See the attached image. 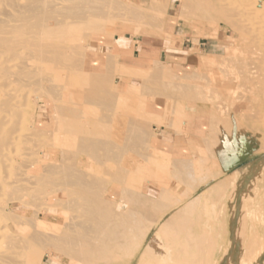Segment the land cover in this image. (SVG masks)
<instances>
[{"label": "rangeland", "instance_id": "374dc122", "mask_svg": "<svg viewBox=\"0 0 264 264\" xmlns=\"http://www.w3.org/2000/svg\"><path fill=\"white\" fill-rule=\"evenodd\" d=\"M130 1L135 3L136 1L137 3L139 2V0ZM248 1L264 7V0ZM102 2L104 4L106 1L102 0L100 5H102ZM108 2L111 3L108 5L106 2L103 7H101L104 8L103 10L104 12L106 11V14H113L117 11L121 0H114V2L109 0ZM149 2L150 0H141V3L136 7L135 11L139 16L137 22L129 21L130 23H128L114 21L112 29L109 32L110 34L94 33L89 26L87 27L86 34L82 37V40L86 43V54L96 55L104 54L106 48L112 47L119 39L118 41L120 44L130 45L131 49L119 50L114 48L115 50L113 49V51H111L113 59L118 64L124 65L129 61L128 56L134 55L130 58L131 60L137 62L141 66H149L150 68L152 66L159 71L160 76L158 78H152L147 74L148 79L145 77L146 74L144 76L143 73H133L124 76L106 73L108 76L104 74V77L105 75L107 76L105 77V80L109 83V86H105V88L103 87L104 89L102 88V92L100 91V93H102L104 98L97 104L95 102H89L83 97L82 92L85 93L87 89L90 90L91 88V85L84 82L81 78L89 72L84 67H81V72L64 70L52 73L55 80L50 85L43 83L40 88L33 86L25 87L20 90L21 92H19V94H22L20 100L21 105H19L17 109H22V111L16 109L18 111V116L9 117V119L7 118L8 121L5 119L3 123L5 124L4 126L2 124L0 125V130L2 129L0 131V138L5 135V141L0 142V153H2L0 155V169L2 171H0V209L3 207V212H0L6 216H1L0 213V218L3 230H7L4 235H10L11 237V235L15 236V233H17L16 236L19 235L18 237L22 239L25 238V236H32L31 234H34V230L36 229V232L40 233H35L37 238H39V242H44L47 238H51L52 236L57 237L58 235L63 243L58 242L59 245L61 244L60 250L63 251V253L59 249L56 250L54 248L57 247V243L53 246H44V249L46 250L43 251L42 262H40V264H74L76 262V264H87L84 256L80 255L82 257H79V255H75L78 256L75 257L74 255H70L66 251L67 249L62 248L64 245L65 247L68 246V242H65L63 239L79 236L82 229L90 225L94 220L103 222V216L94 211H91V213L84 210L82 211V208L78 206L74 207L73 203L79 196L78 191L76 190H78V188L79 191L82 189L84 190V188L85 190L90 189V191L88 190L87 192H91L97 199L114 197L119 205L118 210H125L127 207V200L125 199H127L126 197L129 194L127 193L125 196L124 194L126 193L122 192V190H115L117 182L124 180L122 185L126 186L127 189L135 191L137 196H140L138 197L140 198L139 200L144 201L147 199L146 201H151V198L157 196L160 187L164 188V186L168 190V198L163 201L164 203L161 204L162 206L160 205L162 208H160V206H157L156 208V205H150L151 207L148 206V208L155 213V215L153 214V217L141 216L139 218V220L142 221V224H140L142 228H138L139 231H142L143 229V236H149L146 243L139 241L135 244V242L132 241L134 238L132 240L131 238L138 234L136 232L134 233L133 230V232H129L126 228H119L122 232L125 231V233L123 232L126 237H124V239H129V242H133V244L130 245L128 242L129 244H125L121 246V248L119 247V249L117 247L116 249L119 251H113L115 252L114 255H116L115 258L106 264H217V261L214 259L217 252L219 254L222 253L224 256H228L227 264H263L264 89L262 88L263 84L261 83L264 79V55L263 57L258 58L257 52L262 51L264 53V36H257L256 34L251 36L248 33H241V31H238L239 29L234 22L223 17L224 14H211L207 15L210 18L207 16L204 18H197L188 15L183 17L178 13L179 19L174 20V22H172L173 20L165 21L167 19H172L171 16L175 14V10L180 9L181 2L179 0L161 1V6L169 3V7L164 14L165 18L157 23L152 19L153 11ZM1 5L0 11L4 8L3 4ZM131 5L132 4L127 3L126 6L132 8ZM105 6H108L107 8L109 10H106ZM252 22L257 23L258 25H264V14H260L258 18L254 17ZM136 23H138V25H136ZM160 27H162L163 30L160 29ZM236 28L238 30H236ZM185 39H189L190 42L195 44L193 50L196 51L195 54L199 58L196 67H192L188 70L184 67H180L177 64V60L175 61L172 57V54L176 52V49L180 48L181 43ZM199 43L200 47H198ZM144 45L148 46L145 47ZM163 47H165L163 54L160 55V51ZM131 50H133V55ZM144 50L148 51V53L142 54V51ZM254 50L256 52H254ZM128 68L137 69L138 67L136 68L135 66L128 65ZM167 74L173 75L169 77L174 80H171V78L169 79ZM253 74L256 76H253ZM62 76L64 78H62ZM213 76L215 78H213ZM224 76L226 78H224ZM175 82L178 83L177 86H173ZM258 82H261V85ZM175 86L179 88L177 89ZM123 87L124 90L128 92L127 96L131 98V100L128 99L125 94L122 95V98L116 97L117 95H115V92L122 91ZM79 88H81V91ZM146 91L147 93H144ZM240 91L245 94H241ZM138 92L140 95L137 94ZM249 92L250 94H248ZM50 94L53 95V97ZM110 94H113L114 96L111 97ZM56 96L57 99H55ZM133 96L135 98H133ZM50 98L55 99V101ZM110 99L112 100L110 101ZM133 101L135 103H133ZM109 103L110 105H108ZM73 104H75V106ZM60 105L64 106L66 110ZM69 106L71 111L74 110L73 112L76 114L79 113L80 115H77L80 117L77 115H68V111L70 110ZM58 107H60L59 111L61 113L63 112L62 114L67 113V116L64 115L66 116V119L63 115L60 116V112H57ZM79 107H81V111L79 110ZM83 107L85 112H82V110H84ZM136 108L139 110L142 109L141 112L143 113L140 112L141 114H137L136 112L138 110H136ZM110 109H112V111ZM103 111L106 112L104 113ZM125 111H128V113L126 112L127 114H125ZM131 111L133 112L132 115ZM81 112L83 113L82 115ZM110 112H112V114ZM84 115L86 117H92L85 118ZM106 115L109 116L104 117ZM129 115L134 117L132 118ZM137 115L138 119H140H137L136 121L135 119L137 118ZM13 118L17 122H15V120L13 121ZM97 119H99L98 124H96ZM126 120L129 121L126 123ZM141 120H143L142 123ZM191 120H195L205 129V135L203 139H199L198 144L200 147H191L192 160L180 165L177 161L171 159L168 154L163 153L161 149H158L155 146V143L152 140L154 133L153 128L164 126L173 130L176 135L180 133L183 134L187 122ZM10 122L14 124H10ZM132 122L134 124L133 126L130 125ZM74 124L83 125L84 128L86 127L85 131L70 129L71 125ZM104 125H106V128ZM129 125L131 127L135 126L134 129L136 131H134L133 128L132 131ZM5 126L8 127L5 128ZM95 128H97L98 132V135L96 133L97 138L99 137V139L102 140L103 137L101 134L103 136L107 134L106 136H108V140L106 141L118 142L120 147L115 145H113L112 148L109 147L112 149L110 152L111 155L109 153V148L108 150L98 148L100 150L96 149L97 151L93 153L90 148H85V151H82L86 153H82L79 148L77 149V144L75 146V143H77L78 140L76 139L77 136L79 137L81 134H87L86 132L91 134ZM128 128H130V130ZM60 130H62V133ZM99 131H101V133ZM130 131L132 132V136ZM123 136H126L129 140L131 136L132 141H125L126 138ZM9 140H11L12 143ZM103 140H105V137ZM132 142H135V145L137 144L136 148ZM52 143H54V145ZM127 144L129 145L127 146ZM23 145L24 148H26L25 150L22 148ZM138 145L141 146L139 147ZM125 147L127 149H125ZM60 150L61 152H59ZM75 150H77V152ZM137 153L139 155H137ZM51 154H55V160H59L61 163H58L59 165L51 172H47L46 169L50 162L49 155ZM69 154L71 157H69ZM113 154L116 156V159L115 156H112ZM93 155L95 158L100 156L99 160L101 159V156H103L100 160L101 162L97 158L96 160H98L99 163H96L97 161L92 157ZM120 155L122 156L121 158ZM112 157L113 159L111 160ZM114 162L119 165L118 168H116L118 165ZM222 164L226 169L221 168ZM58 167L61 168L63 173L59 171ZM136 167L138 172L140 171L139 173L137 172ZM105 170L109 173L108 175ZM225 170L230 172L225 176L226 180L223 181L220 177ZM149 171H151V174H148ZM38 172H40V175L37 174ZM78 173L84 175L78 176ZM110 174H113V176ZM102 175L106 176V178L104 179ZM90 176L94 177L92 178ZM96 176L100 178L98 179ZM114 176H118L119 178L122 176L123 178L119 179ZM82 177L85 182H92V185L89 183L90 185L87 188V186H81L80 183H74L75 179H82ZM110 177L113 180H110ZM67 178L70 180L67 181ZM96 181L99 182L97 183ZM27 182L29 184H27ZM67 182L70 183L68 184ZM16 183L19 184L18 187H21V185L23 187L18 188ZM100 183H102V185ZM12 184L13 186H11ZM41 184L43 186H41ZM96 184H98V186ZM24 185L25 187L28 186L26 189L30 190H23V188H25ZM79 186L82 187V189ZM42 187L43 189H40ZM13 188L14 190H12ZM15 188L18 191L15 190ZM98 188L100 189L98 190ZM35 189H39V191H36ZM95 189L98 190V192H101L98 193ZM32 191L34 192L31 193ZM63 192H67V196H64ZM121 192L123 194H120ZM119 194L123 196H120ZM197 194H217L223 197V199L226 200L225 203L228 204V211H215V202L213 204H210L209 202L201 203L199 201L200 197L197 198L198 200L196 199ZM40 195L42 197H40ZM119 197L125 198L121 201L120 199L118 200ZM38 198L45 200L42 202ZM72 198L74 200H71ZM65 201L67 202V206L66 204L64 205ZM107 206L110 205L107 204ZM133 207H135V210L140 211V207ZM153 207H155V210ZM112 208L114 209V207ZM55 210H57V212ZM111 212L112 211H109V214ZM225 213L231 214L232 216L228 218L223 217L222 215ZM95 214H98V216L101 217V220L99 219L100 217H96ZM11 215L14 217H7ZM89 215L92 221L89 220L90 218H86ZM92 216H94V218H92ZM108 217L109 219H107V216L103 217L105 219V222L103 223H108V225L101 223V225L98 226L99 228H97L99 231L96 229L97 231H93L94 233L92 231V233H87L88 237L89 235H94L92 238H95V236L96 238L112 237L111 228L113 223L118 219H113L110 215ZM126 218L128 220L135 219L134 217L131 218V216ZM141 218H145V220L143 221ZM35 220L36 223H34ZM17 221L22 222V224L19 225L20 222L18 223ZM26 221H29L28 223L30 224ZM110 221L112 223H110ZM37 222L42 224L39 225ZM66 222L68 225H66ZM79 222L80 224H78ZM34 225H36L37 228ZM102 225H106V229ZM66 226L72 228L68 229ZM148 226H150V228ZM102 227H104V229ZM102 229L104 231L106 230L107 235ZM3 230L1 231V236L4 233ZM39 230L43 233L39 232ZM71 230H74L75 232L73 231L72 233ZM107 230H109V232H107ZM64 231L66 232L65 235L68 237L64 235ZM178 231H181V234ZM98 232H101L102 234L100 235ZM41 233L47 235V237L45 235L46 239ZM53 233H57V235H54ZM74 233L76 234L74 235ZM175 233L177 234V238H174L176 236ZM179 238L181 240H179ZM7 239H9V237H7ZM7 239L4 237L3 241L7 242ZM191 239L192 242L188 241ZM113 243L114 242L111 239L109 244ZM35 244H33V246H35ZM70 245L72 244L70 243ZM126 246L129 249H127ZM129 246H131V248ZM132 247L134 249H132ZM147 248H151V251L148 255L143 256V252L148 250ZM217 248L219 249L217 250ZM68 258H70V260ZM80 258L84 262H82ZM30 259L32 261L31 264H36L37 258L30 257ZM86 261L88 260L86 259Z\"/></svg>", "mask_w": 264, "mask_h": 264}, {"label": "bare ground", "instance_id": "6f19581e", "mask_svg": "<svg viewBox=\"0 0 264 264\" xmlns=\"http://www.w3.org/2000/svg\"><path fill=\"white\" fill-rule=\"evenodd\" d=\"M102 0H0V5L3 4V9L0 11V125L2 124L3 126L5 124L4 121L5 119L7 120V118L9 119V117H12V116H18V111H22V109H17V107L19 105H21V96L22 94H19V92H21L20 90H22L23 88L25 87H33V86H37V87H42V84H46V85H50L54 80L55 78L52 76V73H56V72H59V71H64V70H71L73 72H81V67H84L86 68L89 72H87L85 74V76L81 77L82 80L86 83H89L91 86L90 90L87 89V91L85 93L82 92L83 94V97H85V99H87L89 102H95L96 104L98 102H101L102 99L104 98V96L102 95V93H100V91L102 90V88L105 86H109V83H107V81L105 80V77H107L108 75L106 73H111L112 75L114 74H118L119 76H124V75H131L133 73L135 74H138V73H143V75L147 77L149 74L152 78H158L160 76V72L157 71L156 69H154L152 66L151 68L149 66H141L139 65L137 62L131 60L130 58L133 57V56H128V59L129 61L126 62L124 65L122 64H118L112 57L111 55V51H113V49H111V47H108L106 48V52L104 54H96V55H93V54H86L85 50V46H86V43L82 40V37L86 34V31H87V27L90 26V29L92 32L94 33H106V34H110V30L112 29V25L114 24V21H121V22H128L130 23L129 21H138L139 19V16L137 14V12L135 11L136 7H138V4L141 3V0H139V2L136 3L135 2H132L130 0H121L120 4H119V7L117 8V11L113 14L111 13H107L106 14V11L104 12V8L103 5L106 3L109 5V3L111 2H108L109 0H103V1H106L104 4L102 2V5H100ZM114 2V0H111ZM162 0H150V6L152 8V11H153V21L159 23L160 21L163 20L164 17V14L167 12V9L169 7V3L165 4L164 6H161V2ZM181 2V7L180 9H177L175 10V14L172 17V19H167L165 21H170V20H173L172 22H174V20H177L179 19V16H178V13L179 15H182L183 17L188 15V16H194V17H197V18H201V17H205L207 15H211V14H224L223 17H225L226 19H230L232 22H234V24L237 25L238 29L236 28V30L238 31H241V33H248L249 35L251 36H254V34H256L257 36H264V25H258L257 23H254L252 22L254 17L255 18H258L260 14H264V7L263 6H260V5H256L252 2H249L248 0H179ZM95 3V4H93ZM98 3V5H97ZM126 3V4H125ZM127 3L129 4H132L131 7L132 8H128L126 5ZM179 3V2H178ZM2 6V5H1ZM102 6V7H101ZM106 7V6H105ZM108 7V6H107ZM106 7V10H109L108 8ZM114 8V7H113ZM169 16V15H168ZM187 16V17H188ZM209 17V16H207ZM210 18V17H209ZM212 18V17H211ZM206 20V18H205ZM135 25V23H134ZM136 25H138V23H136ZM137 29V28H136ZM160 29H162V27H160ZM163 30V29H162ZM137 31V30H136ZM89 33V32H88ZM147 42V41H146ZM150 43V42H149ZM148 43V44H149ZM115 50V49H114ZM253 51V50H252ZM254 52H256L254 50ZM143 53H148V51H142V54ZM252 55V54H251ZM257 55H258V58L259 57H263L264 53L262 51H258L257 52ZM116 56V55H115ZM253 56V55H252ZM118 57V56H117ZM157 63V61H156ZM128 65H132V66H135L137 69L133 68H128ZM152 65V64H151ZM155 66V65H154ZM149 67V68H148ZM159 68V67H158ZM162 69V68H161ZM104 73H102V72ZM246 71V70H245ZM248 71V70H247ZM258 71V70H257ZM260 71H263V70H260ZM162 72V71H161ZM64 73V72H63ZM169 73V72H168ZM223 73V72H222ZM229 73V72H228ZM262 73V72H261ZM66 74V73H65ZM68 74V73H67ZM104 74L105 77H104ZM217 74V73H216ZM226 74V73H225ZM247 74V73H246ZM264 74V73H263ZM61 75V74H60ZM64 75V74H62ZM70 75V74H69ZM142 75V76H143ZM168 75V74H167ZM166 75V77H167ZM219 75V74H218ZM252 75V74H251ZM255 74H253L254 76ZM94 76V77H93ZM149 76V77H150ZM169 76H173V75H168ZM228 76V75H226ZM245 76V75H244ZM256 76V75H255ZM264 76V75H263ZM66 77V76H65ZM71 77V76H70ZM165 77V78H166ZM217 77V76H216ZM235 77V75H234ZM62 78H64L62 76ZM148 78V77H147ZM150 78V79H152ZM171 77H169L170 79ZM213 78H215L213 76ZM219 78V77H217ZM224 78H226L224 76ZM236 78V77H235ZM240 78V77H239ZM258 78V77H257ZM263 78V77H262ZM69 79V77H68ZM149 79V78H148ZM161 79V78H160ZM168 79V80H169ZM173 78H171L172 80ZM255 79V78H254ZM260 79V78H259ZM108 80V79H107ZM166 80V79H165ZM174 80V79H173ZM177 80V79H176ZM233 80V79H232ZM237 80V79H236ZM251 80V79H250ZM68 81V80H67ZM70 81V80H69ZM109 81V80H108ZM167 81V80H166ZM234 81V80H233ZM111 82V81H110ZM169 82V81H168ZM181 82V81H180ZM262 82V81H261ZM261 82H258L259 84ZM67 83V82H66ZM160 83V82H159ZM69 84V82H68ZM178 83L175 82L174 85L177 86ZM180 84V83H179ZM257 84V83H256ZM263 84L262 85V88L264 89V79H263V82L261 83ZM260 84V85H261ZM128 85V84H127ZM126 85V86H127ZM166 85V84H165ZM183 85V84H182ZM44 86V85H43ZM161 86V85H160ZM175 86V87H176ZM181 86V85H180ZM52 87V85H51ZM73 87V86H72ZM76 87V86H75ZM85 87V86H84ZM83 87V88H84ZM113 87V86H111ZM145 87V86H144ZM150 87V86H149ZM172 87V86H171ZM183 87V86H182ZM36 88V87H35ZM61 88V87H60ZM74 88V87H73ZM82 88V87H81ZM81 88L80 91H81ZM88 88V87H86ZM103 88V89H104ZM177 88V87H176ZM179 88V87H178ZM177 88V89H178ZM181 88V87H180ZM254 88V87H253ZM44 89V88H43ZM62 89V88H61ZM78 89V88H77ZM107 89V88H106ZM143 89V88H142ZM150 89V88H148ZM161 89V88H160ZM165 89V88H164ZM258 89V88H257ZM35 90V89H34ZM39 90V89H38ZM42 90V89H40ZM45 90V89H44ZM74 90V89H73ZM144 90V89H143ZM176 90V89H175ZM259 90V89H258ZM262 90V89H261ZM37 91V90H36ZM83 91V90H82ZM85 91V90H84ZM178 91V90H177ZM245 91V90H244ZM35 92V91H34ZM77 92V91H75ZM102 92V91H101ZM169 92V91H168ZM227 92V91H226ZM241 94H243L242 91H240ZM38 93V92H37ZM44 93V91H43ZM47 93V91H46ZM49 93V92H48ZM141 93V92H140ZM144 93H147L144 92ZM170 93V92H169ZM39 94V93H38ZM126 95L128 94V92H126L124 90V87L122 88V91L120 92H115V95H117L116 97H121L122 98V95ZM139 94V92L137 93ZM167 94V93H166ZM233 94V93H232ZM245 94V93H244ZM243 94V95H244ZM250 94V92L248 93ZM263 94H264V91H263ZM51 95V94H50ZM140 95V94H139ZM36 96V95H35ZM53 97V95H51ZM50 96V97H51ZM54 96H55V93H54ZM70 96V95H69ZM111 97H113L114 95L113 94H110ZM132 96V95H131ZM135 96V95H134ZM133 96V98H135ZM252 96V95H251ZM110 97V98H111ZM125 97V96H124ZM128 97V96H127ZM234 97V96H233ZM52 99L53 101H55V99H57V96L55 97V99L53 98H50ZM59 99V97H58ZM125 99V98H124ZM128 99L131 100V98L128 97ZM127 99V100H128ZM29 100V99H28ZM112 99H110L111 101ZM237 100V99H236ZM235 100V101H236ZM52 101V102H53ZM58 101V100H57ZM109 101V102H110ZM119 101V100H118ZM122 101V100H120ZM126 101V100H124ZM24 102V101H23ZM87 102V101H86ZM88 102V104H89ZM56 103V102H55ZM58 103V102H57ZM133 103H135L133 101ZM132 103V104H133ZM54 104V103H53ZM59 104V103H58ZM66 104V103H65ZM87 104V103H86ZM123 104V103H122ZM56 105V104H55ZM75 106V104H73ZM79 105V104H78ZM110 105V103L108 104ZM117 105V103H116ZM128 105V104H127ZM61 107H64L62 105H60ZM77 106V105H76ZM83 106V105H81ZM87 106V105H86ZM88 106H91V105H88ZM122 106V105H121ZM131 106V105H130ZM133 106V105H132ZM21 107V106H20ZM68 107V106H67ZM104 107V106H103ZM119 107V106H118ZM124 107V105H123ZM136 107V106H134ZM138 107V105H137ZM59 108H57V112H60L59 111ZM75 108V107H74ZM81 107H79V110H80ZM95 108V107H93ZM126 108V107H125ZM124 108V109H125ZM18 111H17V110ZM63 109L66 110V108L64 107ZM69 114L68 115H71V116H75L79 113H75L73 111H71V108L69 106ZM84 109V107H83ZM90 109V108H89ZM92 109V108H91ZM97 109V108H95ZM261 109V108H260ZM259 109V110H260ZM62 110V109H61ZM76 110V109H75ZM94 110V109H92ZM106 110V108H105ZM108 110V109H107ZM112 111V109H110ZM116 110V109H115ZM120 110V109H119ZM138 110L136 112L137 114H139L141 110L137 109ZM258 110V111H259ZM78 111V110H77ZM81 111V110H80ZM85 112V109L82 110V112ZM87 111V110H86ZM124 111V110H123ZM81 112V115L83 114ZM97 112V110H96ZM104 113L106 111H103ZM119 112V111H118ZM128 111H125V114H127ZM21 113V112H20ZM61 113V112H60ZM63 113V112H62ZM60 114L63 115V117H65L66 119V114ZM108 113V112H107ZM112 114V112H110ZM132 111H131V115H132ZM135 113V115H136ZM143 113V112H141ZM140 113V114H141ZM54 114V113H53ZM87 114V113H86ZM94 114V112H93ZM116 114H119V113H116ZM66 115V116H64ZM80 115V114H79ZM77 115V116H79ZM96 115V114H95ZM124 115V114H123ZM129 115V116H131ZM134 115V114H133ZM134 115V116H135ZM143 115V114H142ZM21 116V115H20ZM19 116V117H20ZM56 116V114H55ZM59 116V117H60ZM85 116V115H84ZM89 116V114H88ZM94 116V115H93ZM109 115H106L104 117H107ZM126 116V115H125ZM128 116V115H127ZM133 116V117H134ZM57 117V116H56ZM80 117V116H79ZM92 116L90 117H86L85 118H91ZM101 117V115H100ZM112 117V115H111ZM132 117V116H131ZM132 117V118H133ZM15 118V117H14ZM13 118V121L16 119ZM70 118V117H69ZM77 118V117H76ZM82 118V117H81ZM98 118V117H97ZM20 119V118H19ZM73 119V118H72ZM95 119V118H94ZM100 119V118H99ZM99 119H97L96 121V124H98L99 122ZM107 119V118H105ZM112 119V118H110ZM128 119V118H127ZM138 119V115H137V118L135 119L137 121ZM140 119V118H139ZM138 119V120H139ZM12 120V119H11ZM10 120V121H11ZM55 120V119H54ZM58 120V118H57ZM62 120V118H61ZM8 121V120H7ZM101 121V119H100ZM127 121L129 120H126V123ZM131 121V120H130ZM12 122V121H11ZM10 124H14V123H11ZM15 122H17L15 120ZM64 122V121H63ZM61 122V123H63ZM143 122V120H141V123ZM19 123V122H18ZM129 123V122H128ZM83 124V123H81ZM85 124V123H84ZM106 124V123H105ZM59 125V124H58ZM61 125V124H60ZM131 126H133V122L132 124L130 123ZM129 125V126H130ZM139 125V123H138ZM15 126V125H14ZM62 126V125H61ZM99 126V125H98ZM106 125H104L105 127ZM126 126V125H125ZM130 128L134 129V127H131ZM141 126V124H140ZM2 127V126H1ZM8 127V126H5V128ZM11 127V126H10ZM16 127V126H15ZM94 127V126H93ZM101 127V126H100ZM13 128V126H12ZM18 128V126H17ZM86 128V127H85ZM85 128L83 125H71L70 129H73V130H77V131H85ZM106 128V127H105ZM130 128H128L130 130ZM14 129V128H13ZM58 129V128H57ZM69 129V130H70ZM103 129V128H101ZM132 129V131H133ZM142 129V128H141ZM140 129V130H141ZM2 130V129H1ZM0 130V131H1ZM5 130V129H4ZM10 130V129H9ZM55 130V129H54ZM53 130V131H54ZM72 130V131H73ZM138 130V128H137ZM18 131V129H17ZM61 133H62V130H60ZM103 131V130H102ZM134 131H136L134 129ZM143 131V130H142ZM34 132V131H33ZM36 132V131H35ZM58 132V131H56ZM71 132V131H70ZM101 133V131H99ZM138 132V131H137ZM140 132V131H139ZM144 132V131H143ZM4 133V132H3ZM39 133V132H38ZM47 133V132H46ZM45 133V134H46ZM72 133V132H71ZM70 133V134H71ZM77 133V132H76ZM87 134H81L79 137L77 136L76 139L77 140V143H75V146L77 144V149L79 148L80 151L84 150L85 151V148H90L93 152L97 151L96 149L98 148H103V149H107L109 147H113V145L115 146H118L120 147V145H118V142H115V141H106L108 140V136L106 135H102L101 136L104 138L105 137V140H102L99 139V137L97 138L96 136L98 135V132H97V128H95V130H93V132L91 134H89V132H86ZM97 133V135H96ZM105 133V132H104ZM131 133V136H132V132L130 131ZM136 133V132H135ZM145 133V132H144ZM5 134V133H4ZM42 134V132H41ZM49 134V133H48ZM69 134V132H68ZM139 134V133H138ZM32 135V134H31ZM36 135V134H35ZM40 135V134H39ZM145 135V134H144ZM23 136V135H22ZM25 136V135H24ZM75 136V135H74ZM131 136H130V140H131ZM136 136V135H135ZM141 136V134H140ZM27 137V136H26ZM29 137V136H28ZM36 137V136H34ZM57 137V136H56ZM124 137V136H123ZM134 137V136H133ZM137 137V136H136ZM10 138L12 139V137L10 136ZM107 138V139H106ZM126 138V136L124 137ZM144 138V136H143ZM71 139V137H70ZM75 139V138H73ZM139 139V137H138ZM141 139V138H140ZM145 139V138H144ZM128 141L129 139H125V141ZM129 140V141H130ZM5 141V135L1 138H0V142H3ZM11 141V140H9ZM23 141V140H22ZM35 141V140H33ZM57 141V140H56ZM55 141V142H56ZM132 141V140H131ZM134 141V139H133ZM26 142V141H25ZM40 142V140H39ZM70 142V141H69ZM68 142V143H69ZM76 142V141H75ZM136 142V141H135ZM134 142V143H135ZM12 143V141H11ZM30 143V142H29ZM28 143V144H29ZM35 143V142H34ZM41 143V142H40ZM124 143V142H123ZM133 143V142H132ZM133 143V144H134ZM54 145V143H52ZM56 144V143H55ZM1 145V144H0ZM129 144H127L128 146ZM135 145V144H134ZM137 145V144H136ZM136 145L134 146L136 148ZM11 146V145H10ZM114 146V147H115ZM126 146V145H125ZM139 147L141 145H138ZM143 146V145H142ZM34 147V145H33ZM37 147V146H36ZM24 148V145L23 147ZM116 148V147H115ZM26 148H24L25 150ZM76 149V148H75ZM124 149V148H123ZM125 149H127L125 147ZM139 149V148H138ZM5 150V149H4ZM71 150V149H70ZM70 150H67V151H70ZM100 150V149H98ZM34 151V150H33ZM36 151V150H35ZM73 151V150H72ZM71 151V153H72ZM77 152V150H75ZM74 151V153H75ZM79 151V152H80ZM82 151V153H86ZM106 151V150H105ZM112 151V149L109 148V153ZM120 151V150H119ZM124 151V150H123ZM128 151V150H126ZM38 152V151H37ZM61 152V150L59 151ZM116 152V151H114ZM25 153V152H24ZM70 153V154H71ZM73 153V154H74ZM81 153V152H80ZM91 153V154H92ZM108 153V152H107ZM123 153V152H121ZM2 153H0L1 155ZM9 154V153H8ZM60 154V153H59ZM69 154V155H70ZM97 154V153H96ZM117 154H120V153H117ZM116 154V155H117ZM26 155V154H25ZM78 155V153H77ZM89 155V154H88ZM100 155V154H98ZM111 155V153H110ZM123 155V154H122ZM137 155H139L137 153ZM56 155L54 154H51L49 155V165L46 169L47 172H51L55 167H57L61 162L59 160H55V157ZM112 156H115L114 154ZM1 157V156H0ZM4 157V156H2ZM71 157V155L69 156ZM73 157V155H72ZM89 157V156H88ZM94 157V155L92 156ZM100 157V156H99ZM99 157H94L95 160L98 158L99 160ZM103 156H101V159H102ZM119 157V156H118ZM122 156L120 155V158ZM9 158V157H8ZM90 158H91V155H90ZM93 159V158H92ZM100 159V160H101ZM105 159V158H104ZM113 159V157L111 158V160ZM115 159H116V156H115ZM29 160V159H28ZM96 160L94 162L96 163H99V161ZM5 161V160H3ZM7 161V160H6ZM48 161V160H47ZM75 161V160H74ZM104 161V160H103ZM117 161V160H116ZM101 162V161H100ZM119 162H120V159H119ZM59 163V164H58ZM75 163V162H74ZM116 163V162H114ZM179 164V163H178ZM4 165V163H3ZM7 165V164H5ZM62 165V164H61ZM102 165V163H101ZM116 165H118L116 163ZM115 165V166H116ZM146 165V164H145ZM175 165V164H173ZM172 165V166H173ZM6 167V166H5ZM61 167V166H60ZM67 167V166H66ZM111 167V166H110ZM119 165L116 167L118 168ZM59 168V167H58ZM64 168V167H63ZM69 168V167H67ZM73 168V166H72ZM115 168V170L117 171V169ZM177 168V167H176ZM4 169V167H3ZM6 169V168H5ZM114 169V168H113ZM44 170V169H43ZM68 170V169H67ZM120 170V169H119ZM136 170L138 172V169L136 167ZM140 170V169H139ZM172 170V169H171ZM1 171V169H0ZM59 171L62 172L61 168H59ZM58 171V172H59ZM66 171V170H65ZM69 171V170H68ZM106 171V170H105ZM179 171V170H178ZM2 172V171H1ZM56 172V170H55ZM70 172V171H69ZM115 172V171H114ZM140 172V171H139ZM138 172V173H139ZM148 172V171H147ZM151 171H149L148 174H151L150 173ZM173 172H174V169H173ZM177 172V170H176ZM4 173V172H3ZM57 173V172H56ZM63 173V172H62ZM107 173V171H106ZM120 173V172H119ZM119 173H117L118 175H120ZM38 175H40V172L37 173ZM109 173H107L108 175ZM125 174V173H124ZM123 174V175H124ZM69 175V174H68ZM79 175H82V174H79L78 173V176ZM84 175V174H83ZM82 175V176H83ZM92 175V174H91ZM111 175V174H110ZM165 175V174H164ZM2 176V174H1ZM24 176V175H23ZM36 176V175H34ZM64 176V174H63ZM62 176V178H63ZM66 176V174H65ZM70 176V175H69ZM72 176V175H71ZM103 176V175H102ZM101 176V177H102ZM113 176V174L111 175ZM142 176V175H141ZM149 176V175H148ZM151 176V175H150ZM171 176V175H170ZM177 176V175H176ZM186 176V174H185ZM26 177V176H25ZM39 177V176H38ZM67 177V176H66ZM74 177V176H73ZM92 177V176H90ZM89 177V178H90ZM94 177V176H93ZM92 177V178H93ZM97 177V176H96ZM104 179L106 178V176H103ZM116 177V176H114ZM118 177V176H117ZM116 177V178H117ZM125 177V176H124ZM168 177V176H167ZM2 178V177H1ZM24 178V177H23ZM37 178V177H36ZM60 178V177H59ZM61 178V179H62ZM98 179L100 177H97ZM96 178V179H97ZM115 178V179H116ZM119 178V177H118ZM123 178L122 176L119 178L121 179ZM126 179H128L127 177H125ZM152 178V176H151ZM150 178V179H151ZM174 178V177H173ZM45 179V178H44ZM73 179V178H72ZM71 179V180H72ZM114 179V180H115ZM6 180V179H5ZM8 180V179H7ZM24 180V179H23ZM27 180V179H26ZM29 180V178H28ZM27 180V181H28ZM39 180V179H38ZM66 180V179H65ZM70 180L67 178V181ZM93 180V179H92ZM110 180H113L111 179L110 177ZM166 180V179H165ZM22 181V180H21ZM25 181V180H24ZM34 181V180H33ZM55 181V180H53ZM76 184L80 183L81 186L84 185V187L87 186V188L89 187V185L92 183L88 182L87 181L85 182V180H83V177L82 179L81 178H77L74 180ZM101 181V180H99ZM99 181H96L97 183ZM124 181V180H123ZM123 181H119L117 182V186L115 187V190L118 191V190H122V192L126 193L124 194L125 196L127 195V193L129 195H127V207L125 210H118V207L119 205L117 204V201L114 199V197H110L107 199H102V198H95L96 196L95 195H92L91 192H87L88 190L90 191V189H86L84 188V190L82 189V187H80L81 191H79V188L78 190V197H77V200L74 201V207L75 206H78V207H81L82 208V211H88L91 213V211H94V212H97L98 214H100L101 216L105 217L107 216V219H109V215L111 218L113 219H118L115 223H113L112 225V237L108 236L109 237H102V238H92L94 237L89 235L88 237V234L87 233H90L91 231L93 232H96L99 228L98 226L101 225V223L105 222L104 218L102 217L103 219V222L99 221H96L94 220L90 225L84 227V229H82L81 233L79 234V236H75V237H68L65 235V231H64V235L68 238H65L63 240H65V242L67 241L68 243V246L65 247H62L63 249H67L66 251L70 254V255H79V257H82L84 256V258H86L88 261H86L85 259V262H87V264H106L108 262H110L111 260H113L115 258L116 255L115 252H113L114 250L116 252L117 251V247L119 249V247L121 248V246L125 245V244H129L130 240L129 239H124V233L125 231H121L119 228H126L128 229L129 232H133L134 233L136 232L138 235L135 236V237H132L131 240L135 242H139V241H142V239L144 238L143 236V229L142 231L139 229H141V225L142 224L139 220V218L141 216H145V217H153L155 215V213H153V211L151 209L148 208L151 207L150 205H156L155 207L157 208V206H160L161 204H163L164 200L167 197V194H168V190L165 188H162L160 187L159 191H158V194L155 198H151V201H146V200H139L140 196H137L136 192L133 191V190H130V189H127L126 186L122 185L123 184ZM7 182V181H6ZM12 182V181H11ZM14 182V181H13ZM32 182V180H31ZM38 182V181H37ZM64 182V180H63ZM72 182V181H71ZM95 182V183H96ZM108 182V180H107ZM3 183V182H2ZM33 183V182H32ZM62 183V182H61ZM65 183V182H64ZM68 183V182H67ZM70 183V182H69ZM68 183V184H69ZM90 183V184H89ZM103 183V182H102ZM102 183H100L102 185ZM9 184V183H8ZM17 184V183H16ZM15 184V185H16ZM22 184V183H21ZM24 184V183H23ZM27 184H29L27 182ZM35 184V183H34ZM45 184V183H43ZM54 184V183H53ZM58 184V183H57ZM56 184V185H57ZM67 184V185H68ZM75 184V185H76ZM99 184V185H100ZM111 184V183H110ZM125 184V182H124ZM161 184V183H159ZM19 184H17V187H18ZM40 185V184H39ZM60 185V184H58ZM92 185V184H91ZM98 186V184H96ZM105 185V184H104ZM122 185V186H121ZM13 186V184L11 185ZM10 186V187H11ZM41 186H43L41 184ZM40 186V187H41ZM50 186V185H49ZM55 186V185H54ZM65 186V185H64ZM159 186V185H158ZM1 187V186H0ZM21 187H23L21 185ZM21 187H18V188H21ZM25 187V185H24ZM28 187V186H27ZM27 187L23 188V190H25ZM34 187H37V186H34ZM57 187V186H56ZM66 187V186H65ZM64 187V188H65ZM78 187V186H77ZM91 187V186H90ZM112 187V186H110ZM7 188V186H6ZM9 188V186H8ZM12 188V187H11ZM32 188V187H31ZM95 188V187H94ZM93 188V189H94ZM101 188V187H100ZM98 188V190L100 189ZM104 188V187H102ZM40 189H43L40 188ZM44 189H47V188H44ZM66 189V188H65ZM114 189V188H113ZM127 189V190H126ZM1 190V189H0ZM14 190V188L12 189ZM15 190H17L15 188ZM22 190V191H23ZM26 190H30V189H26ZM36 191H39V189H35ZM92 190V189H91ZM96 190V189H95ZM98 190H96L98 192ZM18 191V190H17ZM21 191V190H20ZM53 191V189H52ZM75 191V192H76ZM129 191V192H128ZM25 192V191H24ZM34 191H32L31 193H33ZM101 192V191H99ZM98 192V193H99ZM120 193V194H123V193ZM135 192V193H134ZM139 192V191H137ZM20 193V192H19ZM27 193V191H26ZM48 193V192H47ZM46 193V194H47ZM88 193V194H87ZM64 196H67V192H63ZM95 194V193H93ZM103 194V193H102ZM119 194V195H120ZM139 194V193H138ZM34 195V194H33ZM32 195V196H33ZM45 195V193H44ZM43 195V196H44ZM39 196V195H38ZM70 196V195H69ZM68 196V197H69ZM100 196V194H99ZM103 196V195H101ZM115 196V194H114ZM120 196H123V195H120ZM170 196V195H169ZM37 197V196H36ZM40 197H42L40 195ZM18 198V197H17ZM32 198V197H31ZM74 198V197H73ZM71 199V200H74V199ZM104 198V197H103ZM122 198V197H121ZM120 197L118 198V200L120 199L121 201L125 198H122L121 199ZM30 199V198H29ZM33 199V198H32ZM30 199V200H32ZM39 199V198H38ZM42 198H40L39 200H41ZM7 200V199H6ZM45 200V199H44ZM44 200H41L42 202ZM67 200V199H66ZM124 200V201H125ZM10 201V200H9ZM72 202V201H71ZM6 203V202H5ZM67 202L65 201L64 205L66 204ZM125 203V202H124ZM34 204V203H33ZM44 204V203H43ZM60 204V203H59ZM58 204V205H59ZM106 204V205H105ZM110 205V206H107ZM63 205V204H62ZM61 205V206H62ZM115 205V206H114ZM165 205V204H164ZM67 206V204H66ZM72 206V205H71ZM72 206V207H73ZM133 206H138L140 207V211H137L135 210V207ZM162 206V205H161ZM160 206V208H162ZM168 206V205H167ZM114 207V209L112 208ZM155 207L154 210H155ZM21 208V207H20ZM67 208V207H66ZM65 208V209H66ZM164 208V207H163ZM167 208V207H165ZM47 209V208H46ZM60 210H62L61 208H59ZM112 209V210H111ZM15 210V209H14ZM67 210V209H66ZM161 210V209H160ZM164 210V209H163ZM0 211L3 212V207L2 209H0ZM5 211V210H4ZM9 211V210H8ZM57 212V210H55ZM81 211V212H82ZM109 211H112L110 214H109ZM155 212V211H154ZM1 213V212H0ZM8 213V212H7ZM45 213V212H44ZM98 214L96 215V217L98 216ZM109 214V215H108ZM154 214V215H153ZM4 215L1 213V216ZM7 215H10V214H7ZM14 215V214H13ZM43 215V214H42ZM55 215V214H54ZM68 215V214H67ZM71 215V214H70ZM83 215V213H82ZM5 216V215H4ZM75 216V215H73ZM134 217L135 221L133 219L131 220H128L126 217ZM6 217V216H5ZM4 217V218H5ZM7 217H14V216H7ZM80 217V216H79ZM82 217V216H81ZM95 217V219H96ZM100 216H98L99 218ZM22 218V217H21ZM30 218V217H29ZM35 218V217H34ZM86 218H90L89 220L92 221L90 215ZM92 218H94V216H92ZM10 219V218H8ZM14 219V218H13ZM16 219V218H15ZM71 219V218H70ZM84 219V218H83ZM101 220V217L99 218ZM142 219V218H141ZM27 220V219H26ZM29 220V219H28ZM34 220V219H33ZM143 221L145 220V218L142 219ZM147 220V218H146ZM30 221V220H29ZM29 221H26L27 223ZM15 222V221H13ZM18 222V221H17ZM20 222V221H19ZM18 222V223H19ZM31 222V221H30ZM68 222V221H67ZM66 222V225H68ZM16 223V222H15ZM33 223V222H32ZM36 223V220L35 222ZM33 223V224H34ZM40 224V222H37ZM110 223H112L110 221ZM146 223V222H145ZM22 222H20L19 225H21ZM30 224V223H28ZM71 224V223H70ZM73 224V223H72ZM80 224V222L78 223ZM103 224H107L108 223H103ZM16 225H18L16 223ZM37 225V224H36ZM36 225H34L36 227ZM37 225V226H39ZM74 225V224H73ZM77 225V224H76ZM110 225V226H111ZM149 225V224H148ZM79 226V225H78ZM104 226V225H102ZM32 227V226H31ZM61 227V226H60ZM69 227V226H68ZM66 226V228H68ZM105 229H106V225L104 226ZM104 227H102L104 229ZM141 227V228H140ZM150 228V226H148ZM37 228V227H36ZM56 228V227H55ZM72 228V227H70ZM68 228V229H70ZM139 228V229H138ZM6 229V228H5ZM52 229V228H51ZM81 229V228H79ZM97 229V230H96ZM101 229V228H100ZM102 229V231H104ZM3 230V226H2V221H1V218H0V264H31V259L30 257H35V259L37 258V262L36 264H40V262H42V257H43V251L46 250L44 249V246H53V245H56V243L58 244V242L60 243L62 240L61 238L58 237L57 233H55L57 235V237H53V240H52V237L51 238H47L46 241L44 242H39L37 238V235H35V233L37 234H40L38 232H36L37 230L35 229L34 230V234H31L32 236H28L25 238H20L18 236H16L17 233H15V236H12L10 237V235H4L6 234L5 231L7 230H3V237L1 236V231ZM53 230V229H52ZM75 230V228H74ZM74 230H71L72 233ZM133 230V231H132ZM15 231V230H14ZM60 231V229H59ZM58 231V232H59ZM99 231V230H98ZM101 231V230H100ZM146 231V230H145ZM147 231H148V228H147ZM29 232V231H28ZM39 232H42L39 230ZM45 232V231H44ZM52 232V231H50ZM49 232V233H50ZM75 232V231H74ZM77 232V231H76ZM91 232V233H92ZM93 232V233H94ZM105 234H106V230L104 231ZM107 232H109V230H107ZM127 232V233H129ZM180 234H181V231H178ZM183 232V231H182ZM43 233V232H42ZM41 233V234H42ZM63 233V232H61ZM100 235L102 234L101 232H98ZM126 233V234H127ZM177 233V232H176ZM175 233V234H176ZM26 234V233H25ZM28 234V233H27ZM48 234V233H47ZM54 234V233H53ZM54 234V235H55ZM76 233H74L75 235ZM97 234V233H95ZM132 234V233H131ZM29 235V234H28ZM44 235V234H42ZM46 235V234H45ZM44 235V237H45ZM52 235V234H51ZM72 235V234H71ZM99 235V237H100ZM107 235V234H106ZM105 235V236H106ZM49 236V235H48ZM103 236V235H102ZM129 236V235H128ZM6 237H9V239H7V242L3 241V238ZM23 237V236H22ZM40 237V236H38ZM43 237V236H42ZM41 237V238H42ZM47 237V235H46ZM45 237V239H46ZM61 237V236H60ZM98 237V236H97ZM130 237V236H129ZM64 238V237H63ZM126 238V237H125ZM174 238H177V234ZM192 238V237H191ZM111 239L113 240V244H109V242L111 241ZM124 239V240H123ZM189 239V237H188ZM179 240H181L179 238ZM109 241V242H108ZM175 241V240H174ZM186 241V240H185ZM188 241H191L192 242V239L191 240H188ZM129 242V243H128ZM177 242V241H176ZM181 242V241H180ZM194 242V240H193ZM18 243V244H16ZM37 243V244H35ZM62 243V242H61ZM70 243L72 245H70ZM33 244H35V246H33ZM63 244V243H62ZM66 244V243H65ZM133 242L130 243V245H132ZM190 244V242H189ZM61 245V244H60ZM59 244L56 245L57 247H54L56 250H60L61 246ZM183 245V244H182ZM181 245V246H182ZM186 245V244H185ZM184 245V247H185ZM63 246V245H62ZM180 246V245H179ZM131 248V246H129ZM127 248V246H126ZM129 249V248H127ZM132 249H134L132 247ZM148 250L144 251L143 252V256L145 255H148L151 251V248H147ZM111 250V252H110ZM61 251V250H60ZM126 251V250H125ZM133 251V250H132ZM63 253V251H61ZM113 252V253H112ZM127 253V252H126ZM45 254V253H44ZM48 254V253H47ZM82 255V256H80ZM118 255V254H117ZM65 256V255H64ZM66 257V256H65ZM68 257V256H67ZM75 257H78V256H75ZM83 258V259H84ZM70 260V258H68ZM81 259V258H80ZM82 261V259H81ZM84 262V261H82ZM81 262V263H82ZM77 263V262H76ZM74 263V264H76ZM79 263V262H78ZM264 264V263H263Z\"/></svg>", "mask_w": 264, "mask_h": 264}, {"label": "crops", "instance_id": "0c3cea01", "mask_svg": "<svg viewBox=\"0 0 264 264\" xmlns=\"http://www.w3.org/2000/svg\"><path fill=\"white\" fill-rule=\"evenodd\" d=\"M119 40V39H118ZM116 41L114 45L111 47V49H131L130 45H122L119 41ZM122 41V40H121ZM191 45V46H190ZM147 47L148 45H144ZM195 44L193 42H190L189 39H185L182 43L180 48L176 49V52L172 54V57L177 60V64L180 67H184L185 69H190L192 67H196L199 58L195 54L196 51L194 49ZM198 47H200V43L198 44ZM156 48V47H155ZM165 47L162 48L160 51V55L163 54V50ZM132 55H133V50ZM134 56V55H133ZM205 129L198 124L195 120L188 121L186 124V127L184 129L183 134L176 135L175 132L169 128H166L164 126H160L159 128H153V136L152 140L155 143V146L158 149H161L163 153L168 154L171 159L174 161H177L180 165L185 162H190L192 160L191 156V147H200L199 139H203L205 135ZM222 169H226L225 166L222 164ZM226 171V170H225ZM223 171V174L221 175L220 179L226 180V175L230 171ZM221 185V184H220ZM218 191L217 189H215ZM199 201L202 202H209L210 204H215V211H228V204L225 203L226 200L223 199V197L215 194V195H203V194H197L196 199L199 198ZM198 200V199H197ZM230 211V209H229ZM223 217H230L231 214L225 213L222 215ZM153 233V231H152ZM149 236H145L142 240V243H146ZM219 248H217L218 250ZM217 261V264H227L228 256H224L222 253H216L215 258Z\"/></svg>", "mask_w": 264, "mask_h": 264}]
</instances>
